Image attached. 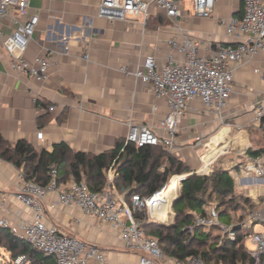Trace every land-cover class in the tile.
<instances>
[{
  "label": "crops",
  "instance_id": "1",
  "mask_svg": "<svg viewBox=\"0 0 264 264\" xmlns=\"http://www.w3.org/2000/svg\"><path fill=\"white\" fill-rule=\"evenodd\" d=\"M98 1L29 0L39 24L25 57L32 61L48 55L50 77L40 85L15 73L0 47V134L8 143L25 140L37 151L51 152L54 144L63 142L73 152L97 155L124 139L130 124L148 126L159 138H165L159 126L167 114L165 102L122 74L120 68L133 70L146 57L155 58L160 65L165 63L167 41L172 36L169 23L147 25L142 30L132 22L105 20L97 17ZM17 16V11L10 8L7 18L0 21L2 35L15 30ZM213 17L183 19L182 25L200 40L226 45L241 41L228 36L220 23L241 19V0H218ZM86 52L88 61L82 58ZM199 53L209 55L206 46ZM233 67V90L223 114L210 112L194 101L180 121L169 152L183 161L189 170L186 175L228 170L241 165L249 149L264 150V116L258 119L255 115L259 105L264 108V52ZM48 107H54V112H48ZM40 118L46 120L41 128ZM17 171L0 160V192L5 196L0 219L12 225L30 214L13 200ZM174 180L171 178L168 185ZM241 189V195L247 198L263 190ZM169 199L170 209L175 198ZM172 215L170 212L168 219H162L170 222ZM46 221L60 232L104 251L107 264H137L138 256L123 249L114 226L90 220L76 208H46Z\"/></svg>",
  "mask_w": 264,
  "mask_h": 264
},
{
  "label": "built area",
  "instance_id": "2",
  "mask_svg": "<svg viewBox=\"0 0 264 264\" xmlns=\"http://www.w3.org/2000/svg\"><path fill=\"white\" fill-rule=\"evenodd\" d=\"M241 1L240 20L220 21L228 36L241 40L236 45L200 40L191 36L182 25L183 19H214L213 11L218 0L98 1L99 18L132 22L145 30L149 18L159 16L168 21L172 32L167 41L169 53L165 63L160 65L155 58L146 57L133 70L120 68L122 74L140 82L149 88L156 99L165 102L167 114L159 126L166 136L162 139L148 126L130 124L124 138L125 144L131 143L137 149L161 146L170 150L190 102H198L210 112L223 114L233 90V66L264 52V0ZM10 8H14L18 14L16 28L6 36L0 32L1 51L15 73L42 85L50 77V58L46 55L28 61L25 57L37 31L39 16L31 12L29 0H0V21L7 18ZM203 46L209 51L208 57L200 56ZM82 58L88 61L89 54L84 53ZM54 110V107L47 108L48 112ZM255 115L258 119L264 116L263 106L256 108ZM196 139L200 140L198 137ZM244 162L245 165L236 164L227 170L235 185L243 189L264 186V150L256 157L246 156ZM49 174L50 180L41 185L25 179L23 172L17 171V191L13 194V200L29 210L30 214L16 225L0 219V228L9 230L43 255L53 257L56 264H107L104 251L75 236L64 234L47 223L46 208L52 211L60 207L76 208L90 220L114 226L123 249L138 256L137 264H204L195 256L178 261L164 255L157 240L146 234L142 227L143 221L135 216L136 213H145L147 222L158 218L154 211L161 206L160 199L166 186L150 197L132 194L127 201L126 195L114 193L109 187L98 194L91 192L84 182L71 181L63 186L56 181L57 171L53 167ZM174 177L180 184L187 175ZM107 178L112 183L111 169ZM260 196L258 194L249 198L254 205H260ZM4 202L5 196L0 192V207H3ZM248 217L247 220H232L225 224L219 219L216 206L207 205L204 215L195 214L194 224L204 229H217L230 241L235 240L237 229L250 231L248 240L253 249H245L254 264H264V229L262 232L251 231L259 222L264 227V208L249 212ZM25 260V256H18L13 264H23Z\"/></svg>",
  "mask_w": 264,
  "mask_h": 264
},
{
  "label": "trees",
  "instance_id": "3",
  "mask_svg": "<svg viewBox=\"0 0 264 264\" xmlns=\"http://www.w3.org/2000/svg\"><path fill=\"white\" fill-rule=\"evenodd\" d=\"M164 17L153 16L147 25H163ZM46 123L38 120V127ZM262 150L247 151L252 157ZM0 160L21 170L25 179L44 185L50 180L52 167L57 171L56 181L66 185L69 181L83 182L94 193H102L108 187L128 201L132 194L150 197L163 189L173 176L189 173L183 161L173 156L161 146L136 148L125 144L124 139L116 140L112 149L100 154L81 151L73 152L65 143L52 146L51 152L37 151L25 140L8 143L0 134ZM113 172L112 183L107 174ZM177 200L172 204L174 221L170 225H159L145 220V213L135 216L143 221L146 234L154 237L164 255L178 261L191 256L199 258L204 264H254L244 247L245 238L250 231L236 230V238L230 241L222 235L212 237L211 229L195 226L194 216L204 215L205 206L210 200L216 202L219 219L229 224L233 214L251 210L255 205L244 195L238 194L235 182L229 171L214 169L210 175H187L180 183ZM240 220V219H239ZM0 247L13 257L25 256L27 264H56L54 258L45 256L31 248L24 240L15 237L9 230L0 228Z\"/></svg>",
  "mask_w": 264,
  "mask_h": 264
},
{
  "label": "rangeland",
  "instance_id": "4",
  "mask_svg": "<svg viewBox=\"0 0 264 264\" xmlns=\"http://www.w3.org/2000/svg\"><path fill=\"white\" fill-rule=\"evenodd\" d=\"M186 5V4H185ZM231 162V161H230ZM246 163L243 162L242 165H245ZM174 177V176H173ZM172 178V177H171ZM170 178V179H171ZM169 179V181H170ZM83 182H85V180L83 179L82 180ZM168 181V182H169ZM179 186V189H178V192H177V196H179V192L181 190L180 188V184H178ZM260 185L256 186L255 188H261L263 190H261V201H262V204L260 205H255L251 210H245V211H238L236 214H233V222H240L242 220H247L249 217H248V214L249 212H258V211H261L263 208H264V186H261L259 187ZM235 189H236V192L238 194H241L242 193V189L239 185H235ZM211 202H208L210 206H216V202L214 200H210ZM172 202L170 204V212H172ZM172 219L171 221L169 222L168 220L165 222L162 218H156L154 219L153 221L151 222H154L156 224H159V225H170L173 223L174 221V213L172 212ZM240 219V220H239ZM264 229L263 225L259 222V223H256L254 225V228L251 230L252 232H262ZM212 237H215V236H220L221 237V233L219 230L217 229H213L210 231V233ZM249 236L245 238V241H244V247L247 249V250H252L253 249V245L251 244V242L248 240ZM17 257H13V255H11L10 253H8L4 248L0 247V264H13L15 262ZM23 264H27L26 260Z\"/></svg>",
  "mask_w": 264,
  "mask_h": 264
},
{
  "label": "bare ground",
  "instance_id": "5",
  "mask_svg": "<svg viewBox=\"0 0 264 264\" xmlns=\"http://www.w3.org/2000/svg\"><path fill=\"white\" fill-rule=\"evenodd\" d=\"M172 178H175L176 181L174 180V184L172 181L170 183V185H168V183H167L166 188L163 191L162 198L160 199L161 206L154 211V215L156 217L163 218L164 220L168 219L170 216V209H169V200L170 199L169 198H171V199L176 198L177 192L179 189L177 178L176 177H172Z\"/></svg>",
  "mask_w": 264,
  "mask_h": 264
},
{
  "label": "water",
  "instance_id": "6",
  "mask_svg": "<svg viewBox=\"0 0 264 264\" xmlns=\"http://www.w3.org/2000/svg\"><path fill=\"white\" fill-rule=\"evenodd\" d=\"M181 182H182V181H181ZM176 200H177V198H175V199L172 201V204H173V202L176 201ZM236 229H237V228H236Z\"/></svg>",
  "mask_w": 264,
  "mask_h": 264
}]
</instances>
